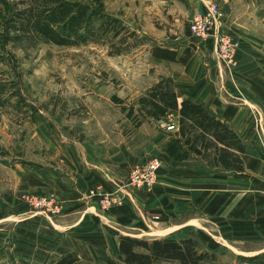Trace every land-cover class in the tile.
Returning <instances> with one entry per match:
<instances>
[{"label": "crops", "instance_id": "1", "mask_svg": "<svg viewBox=\"0 0 264 264\" xmlns=\"http://www.w3.org/2000/svg\"><path fill=\"white\" fill-rule=\"evenodd\" d=\"M207 1L219 4L222 31L239 42L236 66L218 61L212 37L193 38L188 28L183 35L161 36L133 20L132 30L160 40L137 74L146 83L135 87L136 96L169 80L238 135L245 144L242 172L264 182V0ZM186 2L190 23L202 3ZM168 119L144 118L133 133L115 140L97 133L59 141L39 128L28 136L23 147L47 152L55 163H0L12 183L0 190V264H44L68 253L92 264L117 256L122 235L175 240L179 231L215 254L203 264H264V190L235 177L236 168L216 163L214 153L209 161L167 157L164 145L176 133L166 130ZM148 156L162 161L156 185L101 210L98 194L122 190L128 172ZM28 194L53 196L60 215L41 217L23 199Z\"/></svg>", "mask_w": 264, "mask_h": 264}, {"label": "rangeland", "instance_id": "2", "mask_svg": "<svg viewBox=\"0 0 264 264\" xmlns=\"http://www.w3.org/2000/svg\"><path fill=\"white\" fill-rule=\"evenodd\" d=\"M64 1L76 4V8L88 4L95 10V0ZM99 1L103 4V11L97 12L117 18L129 31H134L131 29L134 25L132 21L136 20L145 31H153L161 36L174 32L183 35L187 33V28L190 34L186 0ZM20 2L0 0V163L40 159L47 166L53 165L55 161L47 152L22 145L28 136L39 129L59 141L63 138L68 141L81 139L85 134L97 133H105L115 140L119 134L128 136L133 133L139 121L145 118L139 110L138 100L149 89L137 98L135 87L139 89L146 83V79L137 74L145 68L147 52L160 40L134 31L146 40L134 46L128 39L131 44L124 47L120 54H110L112 50L108 37H90L72 45H56L34 33L16 30L11 25L13 23L9 18L15 11L28 8L27 3ZM98 22L96 17H88V28L95 27ZM86 30L82 29L80 34ZM140 53L145 54L139 56ZM149 128L145 126L144 132H148ZM33 141L34 148H37V136L33 137ZM9 176L0 166V190L7 183L12 184L6 180L11 178ZM27 196L50 195L28 194L23 199L31 210L43 218L60 215L61 209L55 215L35 209L26 200ZM97 203L103 210L98 198ZM145 217L149 219L148 214ZM184 233L179 231L172 238L189 237L183 236ZM226 257L229 258V255ZM98 261L101 262V259Z\"/></svg>", "mask_w": 264, "mask_h": 264}, {"label": "trees", "instance_id": "3", "mask_svg": "<svg viewBox=\"0 0 264 264\" xmlns=\"http://www.w3.org/2000/svg\"><path fill=\"white\" fill-rule=\"evenodd\" d=\"M20 3H27L28 8L15 11L9 18L13 23L11 25L16 30L34 33L56 45H72L90 37H108L112 50L110 54H120L124 47L131 44L128 39L134 46L146 40L129 31L117 18L104 12L99 14L97 11H103L99 0L94 1L95 10L88 4L76 8V4L64 0H21ZM87 12L90 14L87 15ZM88 17H96L99 21L91 29L88 28ZM82 29H87L84 34H80ZM184 95L182 91L174 90L169 80H162L138 100L139 110L145 118L160 120L169 114L177 116V131L164 145L165 155L176 162L192 157L209 161L214 153L216 163L236 168L235 177L250 181L264 190V182L242 172L241 155L245 152V144L238 135L202 104ZM215 259V254L202 250L191 237L167 240L122 235L116 258L102 260L98 264H203ZM44 264L89 263L81 261L75 253H68L50 258Z\"/></svg>", "mask_w": 264, "mask_h": 264}, {"label": "built area", "instance_id": "4", "mask_svg": "<svg viewBox=\"0 0 264 264\" xmlns=\"http://www.w3.org/2000/svg\"><path fill=\"white\" fill-rule=\"evenodd\" d=\"M222 12L218 4L202 1V10L197 11L190 23L189 32L192 37L203 40L212 37L218 61L226 68L236 66V53L239 42L232 36L222 31ZM166 130L177 131V124L172 114L168 115ZM162 165L158 157H148L136 164L127 175L126 184L121 189H116L108 194H98V200L103 210L122 206L126 200H131L132 193L136 190H151L157 183L158 170ZM26 200L37 210L45 214H59L60 206L51 196L26 197Z\"/></svg>", "mask_w": 264, "mask_h": 264}]
</instances>
